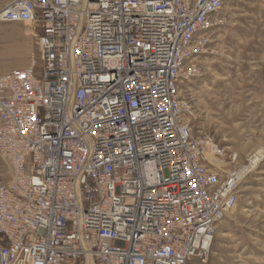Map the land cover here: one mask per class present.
<instances>
[{
    "label": "built area",
    "instance_id": "obj_1",
    "mask_svg": "<svg viewBox=\"0 0 264 264\" xmlns=\"http://www.w3.org/2000/svg\"><path fill=\"white\" fill-rule=\"evenodd\" d=\"M224 0H8L38 58L0 73V264L204 259L251 164L184 85Z\"/></svg>",
    "mask_w": 264,
    "mask_h": 264
},
{
    "label": "rangeland",
    "instance_id": "obj_2",
    "mask_svg": "<svg viewBox=\"0 0 264 264\" xmlns=\"http://www.w3.org/2000/svg\"><path fill=\"white\" fill-rule=\"evenodd\" d=\"M197 38L184 85L197 133H208L250 167L236 207L220 223L204 259L188 264H264V0H224ZM38 58L33 26L0 23V72ZM10 176L0 156V180Z\"/></svg>",
    "mask_w": 264,
    "mask_h": 264
},
{
    "label": "bare ground",
    "instance_id": "obj_3",
    "mask_svg": "<svg viewBox=\"0 0 264 264\" xmlns=\"http://www.w3.org/2000/svg\"><path fill=\"white\" fill-rule=\"evenodd\" d=\"M25 24H30L32 25L30 22H24ZM33 26V25H32ZM257 160H258V157H256V159L252 160V163H251V167L254 166V164L257 163Z\"/></svg>",
    "mask_w": 264,
    "mask_h": 264
},
{
    "label": "crops",
    "instance_id": "obj_4",
    "mask_svg": "<svg viewBox=\"0 0 264 264\" xmlns=\"http://www.w3.org/2000/svg\"><path fill=\"white\" fill-rule=\"evenodd\" d=\"M8 0H0V9L7 3ZM4 73V72H0Z\"/></svg>",
    "mask_w": 264,
    "mask_h": 264
}]
</instances>
